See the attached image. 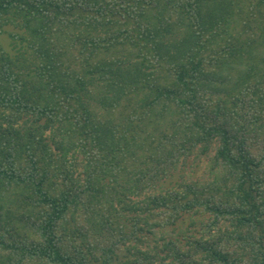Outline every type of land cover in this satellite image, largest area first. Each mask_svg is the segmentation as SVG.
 <instances>
[{
	"label": "trees",
	"instance_id": "1",
	"mask_svg": "<svg viewBox=\"0 0 264 264\" xmlns=\"http://www.w3.org/2000/svg\"><path fill=\"white\" fill-rule=\"evenodd\" d=\"M0 264H264V0H0Z\"/></svg>",
	"mask_w": 264,
	"mask_h": 264
},
{
	"label": "rangeland",
	"instance_id": "2",
	"mask_svg": "<svg viewBox=\"0 0 264 264\" xmlns=\"http://www.w3.org/2000/svg\"><path fill=\"white\" fill-rule=\"evenodd\" d=\"M5 40V38H2V40L1 41H4ZM5 44V42L3 43V45ZM9 51V50H8ZM235 62V61H234ZM237 62V61H236ZM257 153V150H255L254 151V153ZM206 163L203 161V162H201V164L196 168V170H195V174H197V176H200V175H202L203 174V171L206 169ZM204 175V174H203ZM203 177H206L205 175L203 176ZM108 181H105V183H107Z\"/></svg>",
	"mask_w": 264,
	"mask_h": 264
}]
</instances>
